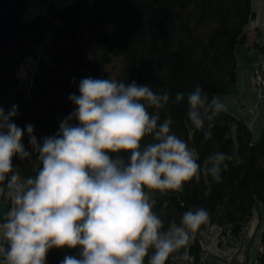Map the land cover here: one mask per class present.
I'll list each match as a JSON object with an SVG mask.
<instances>
[{
  "label": "clouds",
  "instance_id": "obj_1",
  "mask_svg": "<svg viewBox=\"0 0 264 264\" xmlns=\"http://www.w3.org/2000/svg\"><path fill=\"white\" fill-rule=\"evenodd\" d=\"M78 88L79 95L69 96L74 110L42 142L33 125L13 122L16 105L7 113L0 107V191L10 202L0 220V264H46L53 248L79 249L60 264H166L191 233L211 227L210 213L189 209L165 227L150 194L182 192L203 180L207 196L232 156L214 151L199 162L171 131V115L161 122L159 110L184 101L183 92L172 99L150 84L92 77ZM186 105L205 141L213 121L228 111L200 86L187 93ZM25 132L31 152L22 142ZM17 157L28 161L31 175L14 164ZM181 258L190 259L187 251Z\"/></svg>",
  "mask_w": 264,
  "mask_h": 264
},
{
  "label": "trees",
  "instance_id": "obj_2",
  "mask_svg": "<svg viewBox=\"0 0 264 264\" xmlns=\"http://www.w3.org/2000/svg\"><path fill=\"white\" fill-rule=\"evenodd\" d=\"M47 14L55 21L50 60L26 101L17 96L13 70L15 101L10 108L16 105L18 112L13 122L22 129L33 125L38 142L55 135L75 108L70 94L79 95V82L86 77L150 84L172 99L185 93L184 101L159 110L161 122L171 115V131L188 143L199 162L214 151L225 152L232 160L221 173L222 181L212 182L209 195L204 194L203 180L186 184L182 192H154L153 211L167 227L172 220L179 223L183 212L203 207L210 213L211 227L199 230L219 227L221 235L236 239L255 205L264 206V128L254 139L242 119L225 112L213 121L212 137L205 141L187 117L186 96L196 86L211 98L235 85V47L247 41L246 25L254 16L251 0H51ZM26 24L19 20L20 33ZM22 142L31 152L26 132ZM14 164L25 175L32 174L28 161L17 157ZM261 245L257 257L264 264V234ZM78 252L53 248L48 255L51 264H60L65 256L78 257ZM200 252L196 236L188 253L198 260ZM176 253L166 264H186Z\"/></svg>",
  "mask_w": 264,
  "mask_h": 264
},
{
  "label": "crops",
  "instance_id": "obj_3",
  "mask_svg": "<svg viewBox=\"0 0 264 264\" xmlns=\"http://www.w3.org/2000/svg\"><path fill=\"white\" fill-rule=\"evenodd\" d=\"M41 3L42 0H28V4L34 7L22 21L40 14ZM251 8L254 16L246 25L247 41L235 47L237 81L216 98L227 105V112L242 119L253 138L257 139L264 128V86H257L253 79L255 69L264 72V0H251ZM262 234L264 206L258 203L236 239L221 235L219 227L198 230L190 234L188 245L177 251L176 258L186 264H259L257 256L262 247ZM196 236L201 244L198 260L188 253V247ZM185 251L190 258L188 260L181 258Z\"/></svg>",
  "mask_w": 264,
  "mask_h": 264
},
{
  "label": "water",
  "instance_id": "obj_4",
  "mask_svg": "<svg viewBox=\"0 0 264 264\" xmlns=\"http://www.w3.org/2000/svg\"><path fill=\"white\" fill-rule=\"evenodd\" d=\"M27 0H0V107L8 109L15 101L11 91L14 68L22 56L34 44V34L38 19H35L20 33L17 27L20 14Z\"/></svg>",
  "mask_w": 264,
  "mask_h": 264
},
{
  "label": "built area",
  "instance_id": "obj_5",
  "mask_svg": "<svg viewBox=\"0 0 264 264\" xmlns=\"http://www.w3.org/2000/svg\"><path fill=\"white\" fill-rule=\"evenodd\" d=\"M50 2L51 0L48 1V4H50ZM42 18L44 19V38H42V40H40L35 45L31 58L26 59V65L24 67H21L19 65L18 69H16V67L14 68L13 82H15V86L18 92L17 96L20 101H26L31 96V92L33 90L34 84L38 78L39 73L45 67V65L48 64L50 60V53L48 51L49 42L54 33L53 28L55 25V21L52 20L47 13ZM23 61L24 60H22V62ZM255 81L258 85L264 83V75H262L261 72L256 71ZM9 110H11L10 107ZM1 203H5L6 206L3 211L2 218H0V220L3 219L8 208L10 207V202L6 195V190L0 191V204ZM46 264H51L48 254Z\"/></svg>",
  "mask_w": 264,
  "mask_h": 264
},
{
  "label": "rangeland",
  "instance_id": "obj_6",
  "mask_svg": "<svg viewBox=\"0 0 264 264\" xmlns=\"http://www.w3.org/2000/svg\"><path fill=\"white\" fill-rule=\"evenodd\" d=\"M48 1L49 0H42V5H41V7H40V10H39V13L40 14H37L39 17H41V21H40V28H39V34H40V38L38 39V42L40 41V40H42V38H44V33H43V28H44V19L42 18L43 16H45V14L47 13V10H48V6H49V4H48ZM30 3H31V1H30ZM39 4V3H38ZM34 6H31V5H29L28 4V0L26 1V3H25V7L23 8V12L20 14V17H19V20L20 21H22V18H26L27 17V14H29L30 13V11H31V9L33 8ZM33 16L32 17H28L26 20L27 21H25L26 23H29V25L32 23L31 21L33 20ZM34 34V33H33ZM37 42V43H38ZM37 43H35L34 42V44L29 48L30 50H28L23 56H22V58H21V60H20V62L18 63V65L16 66V69H18V67H19V65L21 66V67H24L25 65H26V59H30L31 58V56H32V52H33V48L35 47V45L37 44ZM49 51V50H48ZM22 60H24L23 62H22ZM47 65V64H46ZM256 71H259V72H261V74L262 75H264V72H262V71H260L259 69H255V73H256ZM255 73H254V79H253V81H254V83L257 85V86H264V83H262V84H257L256 83V81H255ZM251 112H253V109H251L250 110ZM6 112V111H5ZM5 206H6V204L5 203H1L0 204V218H2V215H3V211H4V209H5Z\"/></svg>",
  "mask_w": 264,
  "mask_h": 264
},
{
  "label": "flooded vegetation",
  "instance_id": "obj_7",
  "mask_svg": "<svg viewBox=\"0 0 264 264\" xmlns=\"http://www.w3.org/2000/svg\"><path fill=\"white\" fill-rule=\"evenodd\" d=\"M39 18H41V17H39L38 15H36V16H34V18H33V20H32L31 22H33L35 19H38V20H39ZM24 22H25V21H24ZM37 25H38V21H37V24H36V28L33 29V30H31L32 33H35V32H36ZM27 26H29V23L26 24L24 30L26 29ZM24 30H23V31H24Z\"/></svg>",
  "mask_w": 264,
  "mask_h": 264
}]
</instances>
